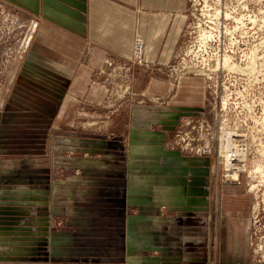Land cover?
Listing matches in <instances>:
<instances>
[{
  "label": "rangeland",
  "instance_id": "rangeland-1",
  "mask_svg": "<svg viewBox=\"0 0 264 264\" xmlns=\"http://www.w3.org/2000/svg\"><path fill=\"white\" fill-rule=\"evenodd\" d=\"M87 2L0 0V264H123L113 261L118 258L117 239L109 242L103 230L124 223V215L112 214L117 206L112 200H101L102 192L117 189L118 182L103 183L102 178L108 174L117 180L125 174L126 160L133 163L137 154L152 161L161 154L184 159L171 166L169 174L154 168L153 175L159 177L176 173L185 160L201 159L208 188L191 196L192 204L188 201L185 208L206 211L197 218H205L209 228L208 264H219L223 210L232 214L230 225L247 229L243 238L248 264H264V170L256 169H264V0H175L179 6L174 11L182 12V23L167 63L146 60L145 36L137 30L130 57H106L94 74L96 84L66 102L71 68L65 71L50 61L48 56H56L50 55L56 50L44 46L43 37L49 34L43 29L59 41L54 30L86 43L80 55L85 64L92 46L82 36ZM224 57L240 69L224 66ZM151 78L165 83L167 90L151 94ZM198 89L199 102L193 99ZM134 117L137 125V117H143L139 120L147 131L165 133L161 150L143 140L137 154L131 151ZM223 125L234 130L236 147L244 146L246 152L233 157L230 167L220 153ZM126 133L124 148L98 142L103 137L124 138ZM150 172L142 166L126 174L128 179L137 173L147 193ZM204 194L199 202L197 197ZM150 201L145 208L172 215L173 202L179 200L160 191ZM137 208L128 205L125 211ZM78 229L93 233L97 245L92 248L112 261H56L67 257L70 252L63 250L72 247H65L60 234L75 235ZM113 235L117 238L118 231ZM71 258L80 257L75 253Z\"/></svg>",
  "mask_w": 264,
  "mask_h": 264
},
{
  "label": "crops",
  "instance_id": "crops-1",
  "mask_svg": "<svg viewBox=\"0 0 264 264\" xmlns=\"http://www.w3.org/2000/svg\"><path fill=\"white\" fill-rule=\"evenodd\" d=\"M87 4L89 16L87 17L86 26L83 23L82 36L88 38L92 46L87 44L90 52L85 64L80 62V55L85 49L86 43L67 36L61 31L54 30V34L59 35V41L58 37L54 38L53 35L43 29L46 34H49V37H43V43H46H44V46L47 44L52 45L56 50L53 54H50L56 56H48L50 61L62 70L67 71L71 68L73 76L71 77L70 91H68L70 95H66V102L68 99L69 101L74 99L72 95L79 96L85 88L93 85V83L96 84L94 74L102 67L106 57L115 56L123 59L130 57L133 35L137 30L145 36L146 60L167 63L174 52L179 35L178 29L182 23V20H180L182 12L174 11L176 5H178L175 0H88ZM41 45L39 43L37 46L39 50L43 49ZM57 54H60V56ZM45 58L49 60L47 57ZM189 85L193 87L192 85L195 84L190 83ZM166 87L165 83L151 78L148 91L151 94L154 92L162 94L167 90ZM199 92L198 89V92L193 93V99L198 102L202 96ZM88 95L91 98L95 96L92 91H89ZM137 118L138 125L136 124L137 119L134 117L135 124L131 126L129 132L131 151L136 153L141 149L140 144L143 140H147L149 146L151 144L156 146L157 151L161 150L163 147L160 142L164 140L165 133L147 131L146 124L139 120L143 117ZM127 137L128 133L124 138L116 137V139L108 140L103 137L98 142L103 145L124 148V142L128 140ZM87 142L89 141L87 140ZM137 156L134 157L133 163L129 159L126 160L125 174L124 172L120 173L117 180L109 179L108 174H105V178H102L103 183L109 184L117 181L118 187L114 190L103 191L101 200L105 203L112 200V204L117 205L114 208L115 212H112V214L124 215V223L119 221L117 228L103 230L109 242L117 239L118 250L116 255L118 258L113 259V261L123 262V264H208L209 228L205 218H197V216H205L206 211L201 209L192 211L185 208L188 201L192 204L191 196L201 195L208 188L207 169L204 162L201 159L185 160L175 169L176 173L172 172L165 177L163 175L161 176L163 180H161V177L153 175L155 169L161 173L167 171L169 174L171 166H175L184 159L173 154L158 155L161 158H157L155 161L146 157V154H137ZM159 159L162 160L161 163ZM142 166L153 170V172H150V176L145 178V181L146 179L149 181L150 188V192L147 193L139 186L138 182H142V180L137 173H134L135 175L128 179L126 174L127 170L136 172ZM160 191L167 192V198L175 196L179 200L177 203L173 202L176 206L172 215H161L158 209L145 208L151 203L152 195H158ZM205 196L206 194L197 197L198 201L202 202L201 198ZM146 199L150 202L148 201V203ZM128 205H134L138 208L136 211L128 213L125 211ZM77 210L82 211V209ZM101 210L105 211V209ZM80 211H77V213L79 212L78 215L83 214ZM230 215L232 214L229 213L228 215V212L223 210L222 218L224 221L221 223L220 229L218 263L248 264V244L247 240L243 238L247 233V229L239 224L232 223L230 225ZM197 219L198 223H196ZM91 230L92 232L95 231V229ZM78 231L75 235L66 232L60 234V240L66 241L65 247H72L63 250L65 253L70 252L65 255L67 257L57 258L56 261L71 262L77 260L99 263L110 260L103 259L99 255L101 253L99 249L92 248L96 244L93 233L89 234L87 232L89 230L84 229H78ZM96 231H99V229ZM115 231H118L117 238L113 235ZM75 253L80 258H71V254Z\"/></svg>",
  "mask_w": 264,
  "mask_h": 264
},
{
  "label": "bare ground",
  "instance_id": "bare-ground-1",
  "mask_svg": "<svg viewBox=\"0 0 264 264\" xmlns=\"http://www.w3.org/2000/svg\"><path fill=\"white\" fill-rule=\"evenodd\" d=\"M214 17V16H213ZM213 32V31H212ZM210 34V33H209ZM207 36V35H206ZM208 36H210V35H208ZM207 36V37H208ZM142 40V39H141ZM139 42V41H138ZM143 42V41H142ZM144 47H145V45H144ZM225 58V62L223 61V63H224V66L225 65H229V69H231L232 67L231 66H233V63H231V64H229V58L227 59L226 57H224ZM222 63V64H223ZM235 65V64H234ZM228 67V66H227ZM235 67H236V65H235ZM238 67V66H237ZM240 67V66H239ZM248 68H250V66H247V69ZM232 69H240V68H232ZM244 69V68H243ZM228 96V95H227ZM229 100V99H228ZM225 101V100H224ZM223 104H224V102H223ZM225 105V104H224ZM259 123V122H258ZM224 124V123H223ZM222 125V124H221ZM226 125H223L221 128L223 129V131H221V132H223V139L222 140H224V143L222 144V148L220 149V153L221 154H223V156H224V161H225V165L227 166V167H230V161H231V159L233 158V157H240V156H244V154L246 153L245 152V149H244V146H241V147H236L237 145V143L236 142H234L233 141V138H232V133H234V130H231V129H229L230 127H228V128H226L225 127ZM222 135V134H221ZM261 135V134H260ZM222 138V137H221ZM252 140V139H251ZM248 141V140H247ZM222 142V141H221ZM243 142V141H242ZM236 143V144H235ZM258 147V146H257ZM248 151H249V149H248ZM261 167V165H259L256 169L258 170V171H263L264 169L262 168L263 167V165H262V169L260 168ZM256 170V171H257ZM228 171V170H227ZM255 171V172H256ZM260 173V172H259ZM261 174V176L262 175H264V174H262V173H260ZM260 176V177H261ZM231 177H233V176H231ZM263 177V176H262ZM263 178H261V181L263 182V180H262ZM263 184H264V182H263ZM252 187V186H251ZM255 187V186H254ZM253 188V187H252Z\"/></svg>",
  "mask_w": 264,
  "mask_h": 264
},
{
  "label": "built area",
  "instance_id": "built-area-1",
  "mask_svg": "<svg viewBox=\"0 0 264 264\" xmlns=\"http://www.w3.org/2000/svg\"><path fill=\"white\" fill-rule=\"evenodd\" d=\"M136 49L140 52L141 51V49H142V43L141 42H138L137 44H136Z\"/></svg>",
  "mask_w": 264,
  "mask_h": 264
}]
</instances>
